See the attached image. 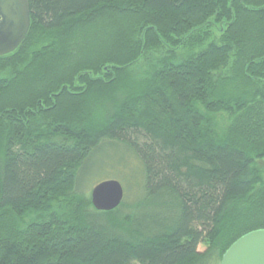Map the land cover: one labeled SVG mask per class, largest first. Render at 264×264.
Here are the masks:
<instances>
[{
  "label": "trees",
  "instance_id": "trees-1",
  "mask_svg": "<svg viewBox=\"0 0 264 264\" xmlns=\"http://www.w3.org/2000/svg\"><path fill=\"white\" fill-rule=\"evenodd\" d=\"M29 2L0 55V264H220L264 228V0ZM105 144L135 166L110 211L84 190Z\"/></svg>",
  "mask_w": 264,
  "mask_h": 264
},
{
  "label": "water",
  "instance_id": "water-1",
  "mask_svg": "<svg viewBox=\"0 0 264 264\" xmlns=\"http://www.w3.org/2000/svg\"><path fill=\"white\" fill-rule=\"evenodd\" d=\"M31 24L29 0H0V55L14 51L25 39ZM120 181L107 179L91 191L94 207L102 211L117 208L124 200ZM220 264H264V228L250 231L224 253Z\"/></svg>",
  "mask_w": 264,
  "mask_h": 264
},
{
  "label": "rangeland",
  "instance_id": "rangeland-1",
  "mask_svg": "<svg viewBox=\"0 0 264 264\" xmlns=\"http://www.w3.org/2000/svg\"><path fill=\"white\" fill-rule=\"evenodd\" d=\"M129 87L134 88L133 85ZM132 158V155L121 145L105 144L90 161L84 182L85 193L91 195L93 187L107 179L120 181L124 190L128 188L130 191L133 190L132 177L135 166Z\"/></svg>",
  "mask_w": 264,
  "mask_h": 264
}]
</instances>
